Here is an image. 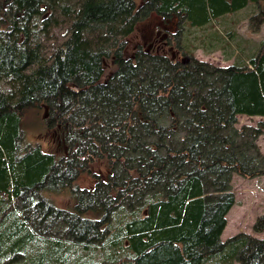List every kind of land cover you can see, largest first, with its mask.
I'll return each mask as SVG.
<instances>
[{"label":"trees","instance_id":"trees-1","mask_svg":"<svg viewBox=\"0 0 264 264\" xmlns=\"http://www.w3.org/2000/svg\"><path fill=\"white\" fill-rule=\"evenodd\" d=\"M249 5L257 31L264 0H0V264H264V212L220 238L232 174H264V122L236 125L264 116V38L229 65L193 53L244 50L228 15ZM153 13L177 54L127 55Z\"/></svg>","mask_w":264,"mask_h":264},{"label":"rangeland","instance_id":"rangeland-1","mask_svg":"<svg viewBox=\"0 0 264 264\" xmlns=\"http://www.w3.org/2000/svg\"><path fill=\"white\" fill-rule=\"evenodd\" d=\"M142 2L143 0H137L138 6ZM254 6L249 5L244 9L228 15L231 23L234 19H237L236 22L238 24H236V29L243 38L241 46L244 50L239 49L236 45L226 46L225 43L223 45L224 47L219 46L211 51H207L201 46L197 47L193 51L194 55L216 65H229L236 62L239 58L245 57L247 53L254 52L256 50L254 43L256 42L258 44L264 38V22L257 31H253L249 25L248 15ZM176 28V19L168 20L153 13L150 17L141 20L137 24L136 30L128 37L129 41L125 50L126 54L133 55L136 46L143 44L148 49L156 47L157 49H164L165 52L176 55L177 52L172 47H168L163 43L168 32L175 31ZM207 30L209 29H206L205 32ZM203 32L202 29L195 31L196 34H202ZM187 57L186 54L180 56L183 60ZM42 110H45V108ZM261 121L264 122V116L238 114L236 125L249 124L256 126ZM28 134L33 142L40 143L46 150L52 151L59 147L55 135L51 131L44 130L41 127L35 128L34 126H30ZM256 142L264 154V128L263 132L258 135ZM79 181L82 184L85 182H93L88 175L81 176ZM231 186L235 202L226 213V224L220 238L224 240L240 231L261 236V233L253 231L252 223L259 214L264 212V174L246 177L234 172L232 174ZM53 196L59 204L66 205L72 201L67 194H54ZM234 264H239V262L236 261Z\"/></svg>","mask_w":264,"mask_h":264},{"label":"crops","instance_id":"crops-1","mask_svg":"<svg viewBox=\"0 0 264 264\" xmlns=\"http://www.w3.org/2000/svg\"><path fill=\"white\" fill-rule=\"evenodd\" d=\"M224 230V229H223ZM222 234V233H221Z\"/></svg>","mask_w":264,"mask_h":264}]
</instances>
